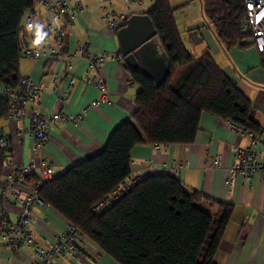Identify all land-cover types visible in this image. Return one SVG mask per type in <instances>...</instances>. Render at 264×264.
I'll use <instances>...</instances> for the list:
<instances>
[{
	"label": "trees",
	"instance_id": "1",
	"mask_svg": "<svg viewBox=\"0 0 264 264\" xmlns=\"http://www.w3.org/2000/svg\"><path fill=\"white\" fill-rule=\"evenodd\" d=\"M153 2L144 12L170 59L166 79L156 85L141 68L125 64L139 85L137 109L112 130L99 152L44 182L39 193L45 204L118 264H217L214 254L234 205L204 197L174 173L146 168L101 210L94 209L132 175L134 145L191 143L203 111L260 130L252 99L237 81L210 52L193 55L185 46L174 14L180 5L173 7L169 0ZM31 3L0 0V82L4 85H15L20 76L17 28ZM201 6L226 49L246 39L240 28L245 15L243 0H201ZM259 55L264 70V51ZM8 106V98L0 94V117ZM6 151L0 144V183L6 173Z\"/></svg>",
	"mask_w": 264,
	"mask_h": 264
},
{
	"label": "crops",
	"instance_id": "2",
	"mask_svg": "<svg viewBox=\"0 0 264 264\" xmlns=\"http://www.w3.org/2000/svg\"><path fill=\"white\" fill-rule=\"evenodd\" d=\"M74 3L76 0H70ZM173 7L179 6L174 14L187 49L193 55L210 52L226 73L232 76L240 89L252 99L253 116L260 124L264 123V70L260 65L259 51L249 39H242L229 49L217 38L207 23L202 11L201 0H169ZM87 7L73 20L71 30L66 37L70 52L71 65L66 66L62 59L20 58L19 72L31 75L37 80L49 83L54 71L69 72L80 76L86 65L83 55L76 51L78 41L84 42L89 51H106L120 54L117 29L106 26L103 18V5L123 14L124 19L133 13H143L153 6V0H81ZM183 14V15H182ZM184 17L180 21V17ZM121 22V23H122ZM249 42L248 45H243ZM124 59L107 60L102 63L101 74L105 78L107 97L101 92L78 80L73 87L66 104L57 100L53 93L47 92L42 99V109L47 113L64 110L76 113L94 99H100L98 105L89 107V113L76 123L57 119L49 126L50 138L44 147L33 148L30 135L16 134L19 123L6 116L0 117V131L9 137L5 158L16 163H26L31 157L45 159L53 166L67 168L74 163L99 152L105 145L112 130L137 109L136 94L139 85L132 79ZM181 68L178 69V73ZM90 74H95L91 68ZM3 83L0 82V94ZM35 106L29 102L27 108ZM29 125L27 119L23 122ZM246 137L238 135L223 120L214 114L203 111L200 114L196 138L187 144L170 143L167 150L158 151L152 144H136L131 149L132 174L146 172L148 159L154 166L171 167L176 159L183 157L186 164L174 173L191 189L204 197L218 201H229L234 205L231 218L224 230L220 244L214 254L217 264H264V174H253L249 186L240 183L233 188L225 183L224 175L233 161L231 146L246 143ZM175 145L179 149L174 148ZM220 155L218 167L204 169L205 155ZM7 172V169H6ZM201 200L205 202V198ZM214 212L215 208L210 207ZM38 222L35 231L38 236L52 240L54 232L65 228L67 222L54 209L47 205L36 207ZM47 218V219H46ZM31 248L24 245L13 256L12 264H32ZM9 252L0 255V264H8ZM84 264H118L109 255L103 253L94 243L88 241L84 251ZM65 264L71 262L63 257Z\"/></svg>",
	"mask_w": 264,
	"mask_h": 264
},
{
	"label": "built area",
	"instance_id": "3",
	"mask_svg": "<svg viewBox=\"0 0 264 264\" xmlns=\"http://www.w3.org/2000/svg\"><path fill=\"white\" fill-rule=\"evenodd\" d=\"M243 5L245 15L240 24L241 31L253 43L257 51H264V0H243ZM86 7L81 0H76L74 3L70 0H32L31 5L23 11L22 17H37L46 22L47 26L52 29L50 42L40 50L39 55H36L28 40L18 36L22 27L19 22L17 28L19 57L62 59L67 67L70 66V52L67 48L66 37L71 30L73 20ZM102 7L106 26L110 29H117L124 19V15L114 12L106 4ZM54 17L62 21L59 28L53 24ZM76 51L86 60V65L80 76L69 72L54 71L50 74L49 83H46L31 75L20 74L15 85H3L1 94L9 100L5 116L13 118L19 123L16 134L22 136L28 134L32 137L34 149L44 147L49 141L51 123L57 119L76 123L89 113V107L98 105L100 102V99H94L72 114H68L64 110L47 113L41 106L44 95L51 92L57 100L66 104L73 87L80 79L98 89L102 98H106L108 91L105 78L101 74L102 63L107 60L123 58L121 54H110L106 51L92 53L82 41H78ZM91 68L95 69V74L89 73ZM29 102H34L35 106L27 108ZM25 119L29 121L27 126L23 124ZM227 123L238 135L245 136L247 141L244 144L237 143L231 146L233 161L226 169L225 183L230 188L238 183L249 186L254 173L264 174V123L261 124L258 131L247 129L232 121H227ZM0 144L4 150H7L9 137L3 132H0ZM169 145L170 143L153 144V148L165 151ZM184 146L187 148V144ZM174 148L178 150L179 146L175 145ZM147 164L146 168L151 171L169 172L173 170L178 172L185 167L186 159L183 157L176 159L171 167L154 166L151 158L148 159ZM220 164V155L206 154L202 167L209 169L218 167ZM3 165L7 172L0 183V255L9 252L7 261L8 264H12L13 256L26 245L32 250V264H65L63 257L67 258L71 264H84V251L89 240L76 225L67 223L64 229L55 231L53 239L48 241L46 238L38 236L35 231V224L39 220L36 207L45 204L39 190L44 182L63 172L65 168H58L45 159L36 157H31L26 163H16L5 158ZM141 174L142 171L132 174L109 196L100 200L94 209L101 210L111 197L117 196Z\"/></svg>",
	"mask_w": 264,
	"mask_h": 264
},
{
	"label": "water",
	"instance_id": "4",
	"mask_svg": "<svg viewBox=\"0 0 264 264\" xmlns=\"http://www.w3.org/2000/svg\"><path fill=\"white\" fill-rule=\"evenodd\" d=\"M120 54L130 67L141 68L160 85L170 71V59L147 13H133L116 31Z\"/></svg>",
	"mask_w": 264,
	"mask_h": 264
},
{
	"label": "clouds",
	"instance_id": "5",
	"mask_svg": "<svg viewBox=\"0 0 264 264\" xmlns=\"http://www.w3.org/2000/svg\"><path fill=\"white\" fill-rule=\"evenodd\" d=\"M62 21L59 18H53V24L59 28ZM21 30L18 32L19 37L26 38L30 47L40 54V50L45 48L50 42V32L52 31L46 24L37 17L28 18L23 16L20 20Z\"/></svg>",
	"mask_w": 264,
	"mask_h": 264
},
{
	"label": "rangeland",
	"instance_id": "6",
	"mask_svg": "<svg viewBox=\"0 0 264 264\" xmlns=\"http://www.w3.org/2000/svg\"><path fill=\"white\" fill-rule=\"evenodd\" d=\"M181 6V5H180ZM180 8V7H179ZM183 15V14H182ZM184 20V17L182 16V17H180V21H183Z\"/></svg>",
	"mask_w": 264,
	"mask_h": 264
}]
</instances>
